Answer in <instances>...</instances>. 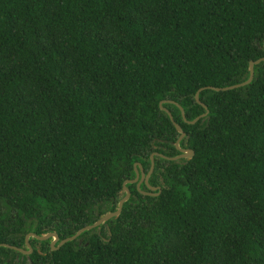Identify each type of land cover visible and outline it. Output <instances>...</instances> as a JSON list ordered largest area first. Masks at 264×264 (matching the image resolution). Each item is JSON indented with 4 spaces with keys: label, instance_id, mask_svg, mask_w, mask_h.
Segmentation results:
<instances>
[{
    "label": "trees",
    "instance_id": "16d2710c",
    "mask_svg": "<svg viewBox=\"0 0 264 264\" xmlns=\"http://www.w3.org/2000/svg\"><path fill=\"white\" fill-rule=\"evenodd\" d=\"M264 0H0V264H264ZM143 182L125 178L152 151ZM145 191H158L156 194Z\"/></svg>",
    "mask_w": 264,
    "mask_h": 264
},
{
    "label": "water",
    "instance_id": "95a60500",
    "mask_svg": "<svg viewBox=\"0 0 264 264\" xmlns=\"http://www.w3.org/2000/svg\"><path fill=\"white\" fill-rule=\"evenodd\" d=\"M263 47H264V41H263ZM262 59H264V55H262L260 57H257L255 59H249L248 60V63H247L248 74H247V77L245 79L241 80V81H238V82H235V83H231V84H228V85H222V86L204 85V86L198 87L195 90V92L193 94V97H194V100L197 103H199L203 107L204 110L202 112H200L199 114L195 115L192 119L187 120V121L188 122H194L199 117L204 116L206 114V112H207V108H206L205 104L198 98V92H199L200 89H202V88H211V89H214V90H224V89H229V88H233V87L245 84V83L249 82L251 77H252L253 64L257 63L259 60H262ZM164 101H169V102L175 103L177 105V107H179L180 113H181L183 119H184V115H183V111H182L181 106L177 102H175V101H173L171 99H160L158 101V106L167 113L168 118L170 119L171 123L173 124V126L176 129V131L178 132V135L176 136V138H175V140L173 142L175 148L178 149V151H179L177 154L171 155V156H167V155H164V154H162L160 152L152 151L149 154V166H148V169L146 171L143 170V168L141 167L139 162H135L134 165H133L134 176L132 178H125L122 181L121 189L124 191V193H123V195H121L118 198V200L116 202V207L113 210L104 212L99 217H97L93 222L82 225L81 227L76 229L72 234L58 239V235L54 231H46V232H43V233H40V234H37V233H35L33 231H28V232H26L24 234V245H25L26 248H23V247L17 246V245H13V244L4 243V242L2 244L5 245V246H8V247H11V248H13L15 250L21 251L23 253H28L31 250L30 245H29V243L27 241L28 236H33V237H35L37 239H45L47 237H50V241H49L50 247L51 248H56L60 244H62L64 241L73 239L81 231H83L85 229H88V228H91L93 226H96L97 224H99L100 222H102L105 219L109 218L110 216L118 214L120 209H121L122 202L125 199H127L128 195H129V190L125 186L126 182H135L136 186H139V184L141 182H143L150 190H154L156 188L159 190V186L158 185H150L147 182V177H148V175L151 172L152 167H153V154H157L158 156H161V157H164V158H167V159H176L178 157H189L192 154V149L191 148L179 146L178 142H179L180 138L184 135V131L182 130L180 125L176 121H174L172 119L170 111L165 106H162V102H164ZM141 192L150 193V194H156L158 191L154 192V191L141 190Z\"/></svg>",
    "mask_w": 264,
    "mask_h": 264
}]
</instances>
